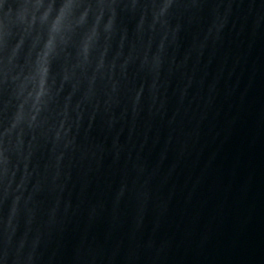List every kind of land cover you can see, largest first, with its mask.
<instances>
[{"label":"water","instance_id":"1","mask_svg":"<svg viewBox=\"0 0 264 264\" xmlns=\"http://www.w3.org/2000/svg\"><path fill=\"white\" fill-rule=\"evenodd\" d=\"M0 264H264V0H0Z\"/></svg>","mask_w":264,"mask_h":264}]
</instances>
